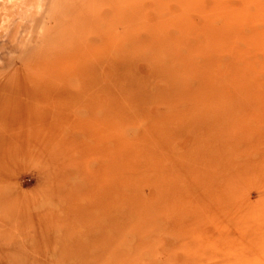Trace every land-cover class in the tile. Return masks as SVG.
<instances>
[{
	"label": "rangeland",
	"instance_id": "obj_1",
	"mask_svg": "<svg viewBox=\"0 0 264 264\" xmlns=\"http://www.w3.org/2000/svg\"><path fill=\"white\" fill-rule=\"evenodd\" d=\"M220 1L209 78L216 0L0 2V264H264V0Z\"/></svg>",
	"mask_w": 264,
	"mask_h": 264
},
{
	"label": "bare ground",
	"instance_id": "obj_2",
	"mask_svg": "<svg viewBox=\"0 0 264 264\" xmlns=\"http://www.w3.org/2000/svg\"><path fill=\"white\" fill-rule=\"evenodd\" d=\"M0 2H2L3 3V8L2 9H4V10H7L8 8H10V9H14V7H16L18 4H19V0H0ZM42 4L41 3H39L38 4V8H40V6H41ZM215 5H216V10H215V12H214V17H215V20H211V21H209V24H208V22L206 23V26L204 27V31L202 32L203 33V36L205 37V39H206V42H205V44H199L198 43V46L196 47V45L194 44V45H190L189 43V45L191 46V47H193V46H195V47H193L194 48V50H199L200 52H202V55H203V60H204V68L202 69L203 71H202V76L203 77H208L209 78V75L211 76V74L213 73L212 72V68L214 67L213 66V56L215 55V53H216V51L217 52H220V51H223V50H227V49H229V48H231L232 46H231V43H232V41L234 40V39H238V38H243L244 37V30H243V22H244V19H245V17H243L241 14H240V12H237V11H233L232 10V8H229L228 6H226L224 3H223V1H220V0H216V3H215ZM22 7H25V6H22ZM28 7V6H27ZM26 10H28V9H26ZM25 12V11H24ZM27 12V11H26ZM17 13V12H16ZM222 21L223 23V25L221 24V25H219V26H222L221 28H218L217 29V26L215 27L214 25H215V22L216 21ZM214 26V27H213ZM202 29V28H201ZM217 29V30H216ZM189 30H191V28L188 26V24H185V30H184V33H186L185 31H189ZM193 30V29H192ZM194 31H197V30H193L192 31V35H195V34H193L194 33ZM190 34H188L187 35V33H186V37L187 36H190L191 35V31L189 32ZM196 34H197V32H195ZM191 35V36H192ZM113 39V38H112ZM69 40V39H68ZM110 40V39H109ZM197 40V39H196ZM110 41H112V40H110ZM109 41V42H110ZM181 42H182V39L180 40ZM179 41V42H180ZM108 42V41H107ZM158 42V41H157ZM174 43L176 42L177 43V41H173ZM180 42V43H181ZM185 42V41H184ZM113 43H114V41H113ZM174 43H172V41L171 42H169L166 46H164L163 48H167V49H174V50H176V51H180V49L179 48H177L178 46H176V45H179V43L178 44H174ZM183 43V42H182ZM181 43V44H182ZM109 44H111V43H109ZM157 44V43H156ZM187 44V45H188ZM160 46V43H158L157 44V46ZM186 45V46H187ZM188 45V46H189ZM200 45V46H199ZM158 46V47H159ZM182 46H183V44H182ZM185 46V47H186ZM231 46V47H230ZM162 48V47H161ZM161 48H159V49H161ZM188 49V48H187ZM186 49V50H187ZM220 49V51H218ZM223 49V50H222ZM190 50V49H189ZM164 51H166V49H164ZM164 51H162V52H164ZM195 51V52H196ZM188 52V51H187ZM191 52H192V54H191ZM193 52L194 51H190V53H189V55H193ZM163 54V53H162ZM165 54V53H164ZM201 54V53H200ZM192 58H193V56H191L189 59H190V64L192 63ZM216 64H218V62L216 63ZM223 64H224V62H223ZM231 64V65H230ZM225 65H226V70H225V68H224V72H222V74H221V72L220 71H218V72H220V74H221V76L218 74V76H215V78L217 77V79H218V82H216L215 84L217 85V86H219L218 84L221 82L222 83V86L223 85H225V84H227L228 83V81L229 82H234L235 84H236V86H237V89H238V97H241V96H243V93H244V89L245 88H243V86H244V78H243V74H241L242 73V68L241 67H234V65H233V63L232 62H230V63H228V61L225 63ZM211 66H213L212 68H211ZM218 67V66H217ZM214 68H216V67H214ZM189 70H190V66H189V64H187V66H186V68L184 69V71L183 72H181V73H179L178 74V78L179 79H187L188 78V74H189ZM219 70V69H218ZM217 69H216V72H214V73H216V75H217ZM240 73V74H239ZM213 76H214V74H213ZM207 78V79H208ZM215 78H213V79H215ZM212 78H211V80H210V83L208 84V86H205L206 88H205V94H204V96H206V97H209V98H212L213 96H215V95H217V94H221V90L220 89H222L221 87H220V89H219V87H218V89H216V88H214V90H213V87H215V85H213L214 83H213V81H215V80H213ZM216 79V80H217ZM221 83H220V86H221ZM213 86V87H212ZM220 90V91H219ZM215 91H217V94L215 93ZM211 95H210V94ZM210 95V96H209ZM213 95V96H212ZM219 95H217L216 96V98L217 97H219ZM212 96V97H211ZM221 97L222 96H224V95H220ZM221 97H219V98H221ZM214 98V97H213ZM223 98H225V96L223 97ZM124 143V142H123ZM126 145V147H127V144H125ZM121 146V145H120ZM129 146V145H128ZM126 149V148H125ZM130 150V149H129ZM125 153V152H124ZM123 153V154H124ZM127 153V152H126ZM122 154V155H123ZM128 154V153H127ZM122 155H120V157L122 156ZM126 157V156H125ZM128 158H129V155H128ZM122 159V158H121ZM123 161H125V160H123ZM128 161V160H127ZM126 161V162H127ZM123 164V163H122ZM128 164V163H127ZM121 184V183H120ZM124 187V186H123ZM98 257H99V255H98ZM97 257V258H98ZM101 257H102V255H101ZM100 257V258H101Z\"/></svg>",
	"mask_w": 264,
	"mask_h": 264
}]
</instances>
